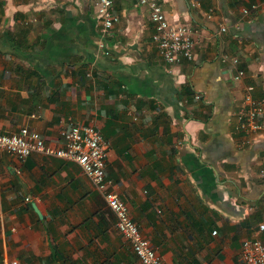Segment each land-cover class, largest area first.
Wrapping results in <instances>:
<instances>
[{
    "label": "crops",
    "instance_id": "1",
    "mask_svg": "<svg viewBox=\"0 0 264 264\" xmlns=\"http://www.w3.org/2000/svg\"><path fill=\"white\" fill-rule=\"evenodd\" d=\"M99 1L0 0V132L61 145L72 122L97 125L106 176L166 264H247L243 240L264 239V132L240 111L264 98V0H157L197 41L179 63L135 0H114L101 47ZM115 224L79 163L0 149V264H141Z\"/></svg>",
    "mask_w": 264,
    "mask_h": 264
},
{
    "label": "built area",
    "instance_id": "2",
    "mask_svg": "<svg viewBox=\"0 0 264 264\" xmlns=\"http://www.w3.org/2000/svg\"><path fill=\"white\" fill-rule=\"evenodd\" d=\"M135 1L138 4L150 6V18L155 27L153 38L160 55L167 63H179L184 59L195 57L197 41L190 26L172 23L157 0ZM113 3L114 0L99 1V34L101 36L99 45L101 47H104L106 37L111 34L114 23L119 20V16L113 11ZM245 12L249 10L245 9ZM243 73L244 70L240 69L239 75ZM244 102L247 106L240 111L242 127L250 132H264V98L254 99L249 92ZM63 136V144L54 145L48 142L39 131L23 126L16 132H0V149L22 161L34 152H40L79 163L91 183L104 192L116 216L117 229L129 242L141 264H166L158 247L143 233L139 223L132 216L129 204L112 187V181L106 176L109 142L101 129L94 124L72 122L70 129L63 132ZM260 174L264 177V167L260 170ZM263 229L264 224H261L260 230ZM216 232L215 230L214 233ZM241 257L247 264H264V239L260 234L243 240Z\"/></svg>",
    "mask_w": 264,
    "mask_h": 264
},
{
    "label": "rangeland",
    "instance_id": "3",
    "mask_svg": "<svg viewBox=\"0 0 264 264\" xmlns=\"http://www.w3.org/2000/svg\"><path fill=\"white\" fill-rule=\"evenodd\" d=\"M123 236V235H122ZM123 238L125 239V241L127 242V243H129L127 240H126V238L123 236Z\"/></svg>",
    "mask_w": 264,
    "mask_h": 264
}]
</instances>
